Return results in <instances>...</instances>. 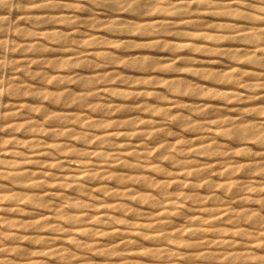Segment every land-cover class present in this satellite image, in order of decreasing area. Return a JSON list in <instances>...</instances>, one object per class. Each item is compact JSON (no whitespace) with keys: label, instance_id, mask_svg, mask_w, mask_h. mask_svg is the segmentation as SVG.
I'll return each instance as SVG.
<instances>
[{"label":"rangeland","instance_id":"1","mask_svg":"<svg viewBox=\"0 0 264 264\" xmlns=\"http://www.w3.org/2000/svg\"><path fill=\"white\" fill-rule=\"evenodd\" d=\"M0 264H264V0H0Z\"/></svg>","mask_w":264,"mask_h":264}]
</instances>
